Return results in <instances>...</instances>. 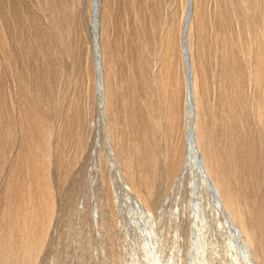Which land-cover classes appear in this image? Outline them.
Returning <instances> with one entry per match:
<instances>
[{
	"label": "bare ground",
	"instance_id": "bare-ground-1",
	"mask_svg": "<svg viewBox=\"0 0 264 264\" xmlns=\"http://www.w3.org/2000/svg\"><path fill=\"white\" fill-rule=\"evenodd\" d=\"M210 2L87 0L91 47L81 23L77 31L73 27L75 0H35L42 21L20 0L0 4V53L12 79L7 92L0 82V146L8 139L15 146L10 159L0 153V264L37 259L57 211L55 177L67 173L59 172L60 161L52 162L53 146H82L89 128L98 146L99 180L105 186L113 168L127 205L145 215L140 232L148 238L158 233L161 184L157 189L154 179L160 172L168 182L174 177L186 146L184 165L192 160L194 167L190 177L202 174L219 209L200 195V181L191 183L189 198L209 209V219L228 221L224 227L238 233L249 264H264V0ZM76 58L83 61L84 76L79 84L74 79L77 89L58 112L66 96L53 81L64 72L63 59ZM86 110L96 113L88 130L82 124ZM52 165L59 168L55 184ZM108 188L103 200L114 217ZM102 204L93 224L97 236L106 223ZM191 206L190 222L196 211ZM172 216L176 222L178 211ZM226 255L211 257L214 264H243Z\"/></svg>",
	"mask_w": 264,
	"mask_h": 264
},
{
	"label": "rangeland",
	"instance_id": "rangeland-1",
	"mask_svg": "<svg viewBox=\"0 0 264 264\" xmlns=\"http://www.w3.org/2000/svg\"><path fill=\"white\" fill-rule=\"evenodd\" d=\"M210 1L211 0H207L206 6L211 5ZM6 2H8V0H0V4ZM20 2L22 3L23 8L25 10H28V12L37 15L40 21L43 20V17L40 15L41 11H39L35 6V0H20ZM75 4L78 10V16H76L74 19L73 27L75 28V31H77L76 30L77 24L81 23L83 27L85 43L91 47L90 30L86 22L87 0H75ZM1 11L4 10L0 7V12ZM3 23L7 25L8 20H4ZM26 32L28 33L29 30L26 29ZM71 36H73V32H71ZM62 65L64 67L63 69L64 72H60L58 74L57 79H54L53 81L55 90H57V88L58 89L64 88L58 94L64 97L66 96V99L63 100V102L58 106L59 108L58 112L61 111L64 108V105L68 102L67 97H69L70 94L72 95L73 88L77 89V85H75V82H78L79 84L84 76L83 61L81 60V58H76L72 60V62H70V60L68 59H63ZM66 71H68V75ZM0 77H1L0 79L1 85L5 87L7 92L9 88H11L12 86V79L6 68L2 65L1 53H0ZM74 79H76V81L73 83ZM82 86L84 85L82 84ZM76 89H74L73 92H75ZM79 101H80V107L83 110L85 105V99L83 98V96ZM58 112L56 113L57 116H58ZM88 113L89 110H86L84 115L85 117L83 118L84 123L82 122L83 126L85 128L87 127V130L92 125V119L96 118L95 111H93V114L91 113L88 114ZM89 130H91L89 131L90 133L89 132L86 133L84 135V137L85 136L86 137L83 138L82 140L81 145L83 144L82 145L83 147L74 144L73 141H68L64 146H60V147L53 146L54 157L52 162L58 163L60 161L61 162L60 164L63 165L60 167V169L57 167L55 168V166L52 165L53 166V168H51L52 178H54V176L56 175L55 172H57L58 169L60 173H62L63 171H65V173L67 172L65 175V177L66 176L67 177L66 178L64 177L61 180L60 177L59 180H57V177H55L56 184H55V178L53 179V184H55L56 186L59 184L57 187L55 186V188L56 189L62 188L60 189L62 191L60 192V190L59 191L58 189L56 190L57 197L56 195L55 197H56L57 211L54 214L52 220L53 225L51 228V232L49 233L48 238L46 240V245L43 246V249H41V252H39L37 259L34 261L33 264H128L129 261L131 260L133 252L140 246L139 239L141 241L142 235L146 232L144 230L143 232H140L142 231L141 227L144 225L146 221L144 213L140 208L136 206L135 208H133V206L129 207L131 203L130 201L128 202V200L126 201L125 194H123L119 186L120 182L118 179H115L116 178L115 174H113L114 173L113 168H111L110 166L108 167L109 180H107L105 186L103 185V182L99 180L100 179L99 170L94 161L95 160L94 149L97 152L98 146H93V141H92L93 130L90 128ZM159 143H157L156 146V149L157 147H159L157 149L158 153L161 150L160 147H162L160 146L161 143L160 144ZM14 147L15 146H13V140L8 139V142L5 144V146H0V153L4 157H8L10 159L13 153L11 151L14 150ZM183 147L185 151L182 150L183 151L182 152L183 161L181 164L182 167L180 166L179 169H177L175 173H173L174 177H172L168 182L167 179H165L166 176L165 178L162 179V176H164L165 174L163 175V172H160V174L157 175L156 178L154 179V181L157 180L160 182L159 183L155 181L156 185L161 184L159 189H158L159 186L157 185L158 193L156 199L158 201L156 202V206H155V213H156L155 222L158 223L157 224L158 233L155 229V238L157 240L158 246L160 248H163L164 255H168L169 253H171L175 248L174 245L178 244L177 247H179L178 249L179 252L178 251L177 252L179 256L181 254L180 256L181 258L176 255V259H178L177 264H187L190 260V257L188 255V249L190 246L191 222L194 219V217H192V221L190 222L191 220L189 219L190 211L193 212V210H190V207L192 209V206L190 205V198H189V194H190L189 188L191 185L190 178L192 176L190 177L191 167L188 166L187 163H185L184 165L186 146ZM78 149L79 152H77ZM62 153L64 154V156L61 155ZM107 164L109 165V162H107ZM183 166L185 167L183 168ZM64 168L65 170H63ZM1 174L3 173L0 172V175ZM2 176H0V181ZM57 176H59V174H57ZM197 178H199V176ZM165 180L167 181L166 182L167 184L165 183ZM108 186H110L111 189L110 187L108 188ZM106 187L109 189L108 191L110 192V196L112 199L111 202L113 203L112 206L114 205L113 206L115 210L114 217H110L109 214H107L109 205L106 204L107 202L106 199L103 200V198H105ZM205 195L204 196L207 198V199L205 198V201L208 203V205H210L208 193ZM70 196L73 198H71ZM100 203L101 204L103 203L102 206L104 207L107 216L105 221L106 223L104 226L105 230L101 229L100 232H98V236H97L96 235L97 231L95 230V228H93V224H95V216L97 214V208H98L96 205ZM127 203L129 205H127ZM173 211H178L179 213V217L176 219L177 220L176 222L172 216ZM133 218H135L136 220ZM212 218L210 217V219L213 221H211L208 217L209 219L208 227H210L209 230L212 228L213 231V232L209 231V234L210 233L213 234L210 236V238L211 237L213 238V239L211 238V241L213 240L212 241L213 247L210 249L211 250L215 249L214 252L211 253V256L217 259H219V257H224L225 254H227L226 256H232V254L229 253V250L226 251L225 249V239H226L227 229L224 226H226V223L220 222L221 223L220 224L219 219L217 217L214 216V218L213 219ZM210 221L212 222L211 224ZM214 222L215 225L217 224L216 226L213 225ZM102 230H104L103 232L106 233L105 235L102 232ZM106 231L107 232L110 231V232L107 233ZM134 232L137 233L135 234ZM110 236L111 238H109ZM152 238L149 237L148 238L149 241L155 242ZM165 249H168L169 252H167V250ZM211 256L209 258V261L213 259ZM140 257H142V259ZM143 259H144V263L142 261ZM229 259L231 260V257H229ZM173 261L174 260H172V262ZM138 262H139L138 264L141 263L149 264V257L140 255L138 258Z\"/></svg>",
	"mask_w": 264,
	"mask_h": 264
}]
</instances>
